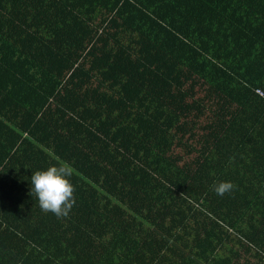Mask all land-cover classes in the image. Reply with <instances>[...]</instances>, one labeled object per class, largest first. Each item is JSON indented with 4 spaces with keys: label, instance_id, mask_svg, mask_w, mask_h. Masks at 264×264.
Segmentation results:
<instances>
[{
    "label": "trees",
    "instance_id": "16d2710c",
    "mask_svg": "<svg viewBox=\"0 0 264 264\" xmlns=\"http://www.w3.org/2000/svg\"><path fill=\"white\" fill-rule=\"evenodd\" d=\"M262 263L264 0H0V264Z\"/></svg>",
    "mask_w": 264,
    "mask_h": 264
},
{
    "label": "clouds",
    "instance_id": "9594fccd",
    "mask_svg": "<svg viewBox=\"0 0 264 264\" xmlns=\"http://www.w3.org/2000/svg\"><path fill=\"white\" fill-rule=\"evenodd\" d=\"M74 169L67 163H58L31 176V195L38 199L42 212L52 213L58 219L67 218L76 205L75 188L71 183ZM230 181L215 183L212 190L223 197L235 190Z\"/></svg>",
    "mask_w": 264,
    "mask_h": 264
},
{
    "label": "rangeland",
    "instance_id": "374dc122",
    "mask_svg": "<svg viewBox=\"0 0 264 264\" xmlns=\"http://www.w3.org/2000/svg\"><path fill=\"white\" fill-rule=\"evenodd\" d=\"M244 257H246V258H248V259L250 258V256H244ZM251 261H252V260H251ZM262 264H264V263H262Z\"/></svg>",
    "mask_w": 264,
    "mask_h": 264
}]
</instances>
